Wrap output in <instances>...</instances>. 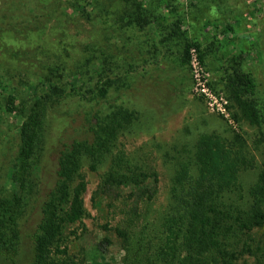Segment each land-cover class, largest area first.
Wrapping results in <instances>:
<instances>
[{"label": "rangeland", "instance_id": "1", "mask_svg": "<svg viewBox=\"0 0 264 264\" xmlns=\"http://www.w3.org/2000/svg\"><path fill=\"white\" fill-rule=\"evenodd\" d=\"M11 1L0 0V8ZM22 7L24 20L0 29V197L20 198L13 208L23 249L18 264L28 262L27 236L54 182L57 142L71 114L94 104L86 99L106 80L110 87L99 110L118 105L132 118L94 170L82 159L85 211L76 222L62 223L53 247L65 252H49L47 264L149 262L163 236L175 171L206 134L241 151L239 186L220 201L234 216L245 215L264 162V123L247 120L235 95L240 91L264 113V0H24ZM187 41L197 42L202 55L185 65L180 52ZM53 55L64 67L58 82L74 91L46 104L42 166L32 172L36 198L10 178L22 117L5 111L3 98L13 87L32 95L26 83L44 79L39 62ZM241 74L253 84L250 94L239 83ZM119 176L122 183L113 180ZM226 242L232 264H264V223L239 228L234 222Z\"/></svg>", "mask_w": 264, "mask_h": 264}, {"label": "trees", "instance_id": "2", "mask_svg": "<svg viewBox=\"0 0 264 264\" xmlns=\"http://www.w3.org/2000/svg\"><path fill=\"white\" fill-rule=\"evenodd\" d=\"M23 2L13 0L7 8H0L1 30L24 20L23 7L20 8ZM193 51L201 58L198 43L185 42L180 52L182 64H189ZM35 58L31 55L30 60ZM58 58L53 55L39 62L46 75L41 81L36 77L29 78L26 84L34 89L32 95L17 93L13 87V91L3 98L4 110L18 111L22 117L17 161L12 166L10 178L36 198L40 190L39 187L34 189L36 180L32 172L39 171L42 166L46 104L59 102L69 95L67 90L74 91L73 87L66 88L64 83L58 82L64 70ZM238 80L246 86L245 94H250L253 86L250 78L241 74ZM109 87L110 81L106 80L92 91L86 101L94 104L79 107L71 114L70 128L57 142L54 182L45 189L40 205L41 218L25 243L29 252L27 264H47L49 252H65V249H54L53 242L61 232L62 223H74L84 214L83 194L87 181L81 172L82 159L88 158V168L94 170L110 149L118 131L132 118L133 112L118 105L110 107L107 113L99 110L100 99L107 96ZM235 96L247 120L257 125L264 123V113L254 101L246 96L243 98L240 91ZM233 147V143L227 144L224 138L215 134L200 138L192 159L180 164L172 178L171 203L163 218V236L158 248L145 258L149 262L140 264H232L235 255L226 239L230 232H234V222L239 228L264 223V162L258 180L250 190L252 200L245 215L234 216L220 201L224 192L239 186L241 151ZM191 167H194L195 174L191 173ZM113 180L122 183L125 179L119 176ZM19 200L15 195L0 197V264H18L17 258L23 250L21 230L16 225L13 209ZM115 231L121 237L126 236L122 229L116 228Z\"/></svg>", "mask_w": 264, "mask_h": 264}, {"label": "built area", "instance_id": "3", "mask_svg": "<svg viewBox=\"0 0 264 264\" xmlns=\"http://www.w3.org/2000/svg\"><path fill=\"white\" fill-rule=\"evenodd\" d=\"M197 61H199L198 56L196 55V53L193 51L190 57V62L191 64L196 63Z\"/></svg>", "mask_w": 264, "mask_h": 264}]
</instances>
